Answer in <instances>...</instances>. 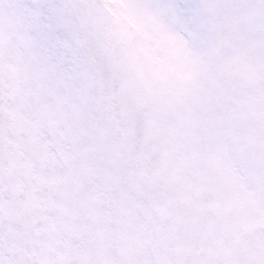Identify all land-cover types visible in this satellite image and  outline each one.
<instances>
[{
  "label": "snow or ice",
  "instance_id": "obj_1",
  "mask_svg": "<svg viewBox=\"0 0 264 264\" xmlns=\"http://www.w3.org/2000/svg\"><path fill=\"white\" fill-rule=\"evenodd\" d=\"M0 264H264V0H0Z\"/></svg>",
  "mask_w": 264,
  "mask_h": 264
}]
</instances>
